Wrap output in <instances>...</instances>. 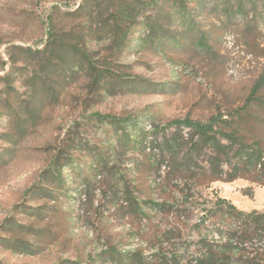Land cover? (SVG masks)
I'll use <instances>...</instances> for the list:
<instances>
[{"label":"rangeland","instance_id":"rangeland-1","mask_svg":"<svg viewBox=\"0 0 264 264\" xmlns=\"http://www.w3.org/2000/svg\"><path fill=\"white\" fill-rule=\"evenodd\" d=\"M83 1L0 0V264H264V232L216 204L264 214V177L213 180L204 153L178 170L161 145L187 137L173 121L220 114L229 122L244 105L264 73V0L191 2L196 25L180 33L185 46L164 52L140 47L139 23L121 51L98 28L84 38ZM200 35L210 52L190 43ZM52 36L63 44L50 52L77 42L101 69L157 91L105 94L80 69L65 81L50 70L43 81L29 55ZM96 114L126 122L119 131L132 142ZM242 118L228 127L264 149V108Z\"/></svg>","mask_w":264,"mask_h":264},{"label":"trees","instance_id":"trees-1","mask_svg":"<svg viewBox=\"0 0 264 264\" xmlns=\"http://www.w3.org/2000/svg\"><path fill=\"white\" fill-rule=\"evenodd\" d=\"M194 1L84 0L83 7L81 6L80 10L85 13L84 23L87 27L82 36L84 38H91L95 33L94 29L98 28L100 31L96 33H105L111 36L115 50L121 51L127 48L130 35L139 23L143 33L138 42L140 47L151 46L154 47L156 52H164L166 49L171 48L182 49L185 46V41L180 36V33L196 25L195 18L189 8V4ZM244 7L245 3L240 2L237 11L242 12ZM152 8H155L156 12L148 15L147 12ZM176 15L180 17L179 22H176L174 19ZM164 19H166V22ZM191 42L196 49H202L207 52L212 50V47L203 35L195 37ZM48 44L49 46L43 52L37 51L29 55L37 61V66L44 75L50 70L55 69L57 70L58 77L61 76L65 81L69 76V72L74 74L80 69L87 75L89 85L103 90L105 94L111 93L115 95L117 91L122 90L131 92L134 90L136 91L135 93L157 91V85L148 84L147 81L137 79L138 84L133 85L131 82H125L119 76L112 75L108 68L101 69L82 50L77 42L65 45L66 50L70 52H61V54L60 52H50L52 50L50 46L54 49L57 45H62L63 39L52 36ZM66 53H70L76 58L77 63L67 59L65 57ZM12 63L15 65L17 62L12 61ZM3 79L6 80V78ZM42 80L47 81V75ZM262 90H264V73L259 76L244 105L236 110L229 122L220 114L212 116L205 121H193L186 118L182 121L171 122V126L187 130V137H182V140H179L174 135H170L163 138L161 142V145L172 157L173 162L177 163L178 170H181L182 166L190 167L191 160L196 155L204 153L207 157L204 171L209 173L213 180H220L223 175L227 174L229 177L228 181L231 182L242 177V171H247L248 173H254L256 175L255 180L261 182V177H264V149L261 143L257 141L247 144L241 138L238 130L232 126L228 127V125L232 121L242 120V116H247L253 108H264V99L257 98V95ZM39 105L40 103L37 106ZM36 115L37 113L34 111L29 112L27 116L28 120L25 122L29 120L33 121ZM95 118L113 129V135H117L120 132V139L125 140L124 145L132 142L131 133L127 129L119 131L120 125L126 124L123 120L100 114H96ZM22 128L23 124L21 123L18 130ZM142 134L144 135V133ZM205 149L207 152H205ZM183 151H186L184 158L183 156L180 157ZM102 164L107 166V161L101 159L100 165L102 166ZM225 167L229 169L227 172ZM216 204L235 220L242 221L247 226L252 225L256 231L264 232V214L240 212L224 199H217ZM233 235L235 236L236 233H233ZM231 240L229 239V241ZM6 246L11 247L9 244ZM172 260L173 258H171ZM123 262L128 264L125 259H122Z\"/></svg>","mask_w":264,"mask_h":264}]
</instances>
